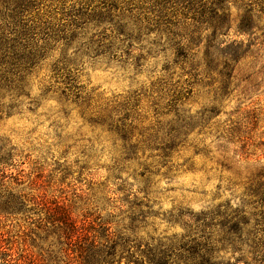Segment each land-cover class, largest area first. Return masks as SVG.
<instances>
[{"label":"rangeland","instance_id":"374dc122","mask_svg":"<svg viewBox=\"0 0 264 264\" xmlns=\"http://www.w3.org/2000/svg\"><path fill=\"white\" fill-rule=\"evenodd\" d=\"M228 6L231 29L219 36L222 48L240 44L244 51L252 43L243 57L229 61L228 71L220 66L193 76L188 65L166 70L174 51L152 49L149 56L158 37L153 33L143 51L83 56L84 100L62 94L65 86L52 78L53 60L30 78L29 96L4 99L17 103L11 113L0 111V143L13 160L5 169L10 176L5 194L16 209L6 210L0 196L5 256L21 264H76L77 238L53 221L67 213L91 240L113 238L111 264H149V245L177 248L179 264H196L202 254L211 256L209 264L241 258L264 264V247L250 249L254 236L247 235L264 236V185L258 178L264 172V0H230ZM252 13L258 28L244 34L239 26ZM206 43L199 53L203 63ZM160 81L168 85L161 87ZM174 89L189 93L170 109ZM122 102L132 105L130 117L124 119L121 111L113 122L103 121L105 110ZM183 115L198 126L165 155L166 134ZM238 209L246 218L239 223L242 240H248L242 252L218 242L224 235L220 226L214 231L217 243L197 250L208 232L204 225L211 219L220 224L218 211L231 215ZM194 244L198 255L191 260L188 249Z\"/></svg>","mask_w":264,"mask_h":264},{"label":"trees","instance_id":"16d2710c","mask_svg":"<svg viewBox=\"0 0 264 264\" xmlns=\"http://www.w3.org/2000/svg\"><path fill=\"white\" fill-rule=\"evenodd\" d=\"M229 4L230 0H0V111L7 109L11 113L17 108L16 102L4 103L7 96L15 99L30 95V78L49 60H53L52 78L65 86L62 94L65 97L74 96L78 101L84 100L81 96L84 87L79 82L83 56L99 58L143 51L145 38L153 33L158 37L150 45L149 56L153 54L152 49H156V54L174 51V60L166 64V70L170 71L177 65H188L186 70L193 76L202 69L211 72L220 66L228 71L229 61L240 59L252 47L251 43L243 51V45L238 44L232 50L222 48L218 41L221 34H228L231 29ZM255 17L254 13L245 16L239 31L254 35L258 28ZM210 29L212 33L205 35ZM205 39L207 43L203 63L199 59V53ZM252 40L256 44L257 39ZM72 48L73 51L70 52ZM57 52L59 55H56ZM138 58L143 59L144 56L140 55ZM223 58L224 62L221 61ZM159 85L165 88L168 83L160 81ZM161 87L158 89L162 90ZM188 93L185 89L172 90L167 107L175 108L187 98ZM138 96L132 98L136 103L139 101ZM89 102L90 99L86 105ZM131 106L129 102H122L111 110H105L106 120L103 121L113 122V115L121 111H124V119L127 120ZM197 126L192 118L179 116L176 125L172 124L166 134L169 143L163 149L165 155L182 143L181 136ZM5 149L0 143V196L5 199L4 208L11 211L16 209L11 206L12 202L5 194V181L10 177L5 169L13 165V160L9 153L4 152ZM258 178L260 185H264V172ZM261 195L264 207L263 190ZM9 196L13 194L10 193ZM261 214L264 215V208ZM216 215L221 217L220 224L211 219L210 223L204 225L208 232L202 233L203 242L196 244L197 250L217 243L214 231L220 226L224 235L218 242L231 247L234 252H242L243 245H248V240H242L239 227V223H245L244 210L238 209L231 215L218 211ZM232 218L237 222L233 223ZM53 221L64 224L70 239L77 238L79 244L73 243V246L78 245L76 264H81V261L83 264H111L115 255V246L110 242L113 238L104 242H99L97 238L91 240L85 227L76 224L67 213ZM229 223L231 227H228ZM233 233L238 236L235 238ZM247 235L254 236V246H249L250 249L264 247V236L258 238L253 233ZM196 245L188 249L192 254L188 256L191 260L198 255ZM147 250L149 264H179L180 259L183 261L181 255L175 252L177 248L149 245ZM0 255V264H21L5 256L1 245ZM209 256L202 254L200 262L197 261L196 264H209ZM243 262L250 264L242 258L233 264Z\"/></svg>","mask_w":264,"mask_h":264}]
</instances>
